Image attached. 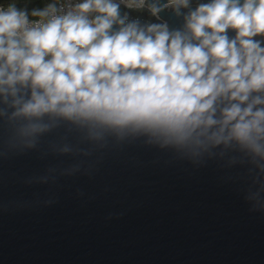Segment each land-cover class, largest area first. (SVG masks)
Masks as SVG:
<instances>
[{"label": "clouds", "instance_id": "clouds-1", "mask_svg": "<svg viewBox=\"0 0 264 264\" xmlns=\"http://www.w3.org/2000/svg\"><path fill=\"white\" fill-rule=\"evenodd\" d=\"M0 105L33 133L60 118L264 158V0L0 3Z\"/></svg>", "mask_w": 264, "mask_h": 264}, {"label": "water", "instance_id": "water-1", "mask_svg": "<svg viewBox=\"0 0 264 264\" xmlns=\"http://www.w3.org/2000/svg\"><path fill=\"white\" fill-rule=\"evenodd\" d=\"M44 122L0 115V264H264V158Z\"/></svg>", "mask_w": 264, "mask_h": 264}, {"label": "trees", "instance_id": "trees-1", "mask_svg": "<svg viewBox=\"0 0 264 264\" xmlns=\"http://www.w3.org/2000/svg\"><path fill=\"white\" fill-rule=\"evenodd\" d=\"M2 1L0 0V3ZM18 7H27L29 10L35 7H43L44 3L41 0H16Z\"/></svg>", "mask_w": 264, "mask_h": 264}, {"label": "built area", "instance_id": "built-area-1", "mask_svg": "<svg viewBox=\"0 0 264 264\" xmlns=\"http://www.w3.org/2000/svg\"><path fill=\"white\" fill-rule=\"evenodd\" d=\"M1 1H2L1 3H7V2H9V0H1ZM41 1H43L44 3L50 2V0H41Z\"/></svg>", "mask_w": 264, "mask_h": 264}]
</instances>
